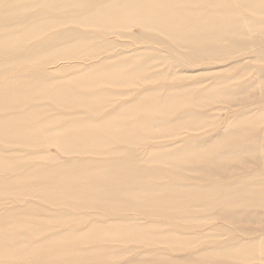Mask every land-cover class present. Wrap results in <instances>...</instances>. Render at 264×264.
<instances>
[{"label": "rangeland", "instance_id": "obj_1", "mask_svg": "<svg viewBox=\"0 0 264 264\" xmlns=\"http://www.w3.org/2000/svg\"><path fill=\"white\" fill-rule=\"evenodd\" d=\"M125 1L0 0V264H264V0Z\"/></svg>", "mask_w": 264, "mask_h": 264}, {"label": "bare ground", "instance_id": "obj_2", "mask_svg": "<svg viewBox=\"0 0 264 264\" xmlns=\"http://www.w3.org/2000/svg\"><path fill=\"white\" fill-rule=\"evenodd\" d=\"M152 2H153V0H137V1H127V2L125 1L121 5L118 4L116 6H109L107 3L103 6H100L97 9L91 10L90 14L86 18L87 19L89 17L92 18L91 23L102 31H105L106 29H110L114 25L123 24L125 22H134V23H138V24L142 25L143 27H149V26H152V25H149V23L155 22V20L158 19V17H157L158 14L156 11L157 9H156L154 3L151 4ZM125 26H127V25L125 24ZM163 31H165V30H163ZM163 34H164L165 38H167L169 41H172V42H175L176 40H181V41H191L192 40L193 41V40L200 38L199 37L200 35L195 36L193 34L189 35V36L183 35L180 37L177 35H172V34L167 33V32L166 33L164 32ZM209 34H210V32H209ZM69 35H71V33L58 35L54 38V41H57V42L63 41L67 37H69ZM147 39L151 42H154V41L156 42L155 38L149 37ZM88 42H90V40L82 38L80 41H78V43L76 45L68 44V46H65V47L62 46V47H59L58 49L59 50L68 49V51H70V50H73L75 48V46L82 45V44L85 45V44H88ZM93 47H95V46H93ZM99 47L100 46H96L95 48H99ZM104 47L109 48L110 46L108 43H106L104 45ZM217 54H218V52L216 49H207V50H204L202 53H199L197 51H195V52L192 51V52L188 53L187 58L189 59V61H193L192 58H195V57H199V56L212 57V56H216ZM118 55L121 57V60H122L120 62V64L118 63V65H116V66H107L106 68H104V67L100 68L99 66H92L91 69L93 70V72L96 76H94V77L87 76L86 78L79 79V83L84 85V82L87 81V83L92 84L94 80H102V81H107L110 83H116V82L122 80L121 73L119 72L120 68L123 67L124 65H130V64L138 63L139 56L138 55H128L125 52H121ZM118 55L115 57H119ZM61 58H63V56ZM149 63H150V61H147V63H145L144 61L140 62L137 65V67H135V69L132 70L131 73L137 74V73H140L141 71L146 70V67L149 65ZM159 76H162V74H160ZM111 118H114V117H111ZM103 122L105 123V121H103ZM80 125H82V124H80ZM119 136L121 137L123 135L120 134ZM97 197H95V199ZM100 198H102V197H100ZM102 201H103V198H102Z\"/></svg>", "mask_w": 264, "mask_h": 264}]
</instances>
